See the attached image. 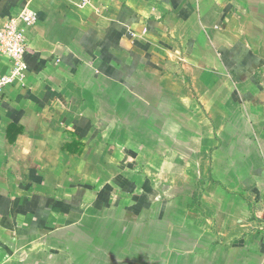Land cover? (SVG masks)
Instances as JSON below:
<instances>
[{
    "label": "crops",
    "instance_id": "0c3cea01",
    "mask_svg": "<svg viewBox=\"0 0 264 264\" xmlns=\"http://www.w3.org/2000/svg\"><path fill=\"white\" fill-rule=\"evenodd\" d=\"M25 5L0 264H264V0H0V23Z\"/></svg>",
    "mask_w": 264,
    "mask_h": 264
},
{
    "label": "built area",
    "instance_id": "2783aa9c",
    "mask_svg": "<svg viewBox=\"0 0 264 264\" xmlns=\"http://www.w3.org/2000/svg\"><path fill=\"white\" fill-rule=\"evenodd\" d=\"M37 15L27 5L0 23V57L10 62L8 72L0 74V92L8 85L25 86L27 64L24 54L28 47L27 32L36 24ZM255 228L264 233V203L255 199L252 205Z\"/></svg>",
    "mask_w": 264,
    "mask_h": 264
},
{
    "label": "rangeland",
    "instance_id": "374dc122",
    "mask_svg": "<svg viewBox=\"0 0 264 264\" xmlns=\"http://www.w3.org/2000/svg\"><path fill=\"white\" fill-rule=\"evenodd\" d=\"M140 161H144V159H140ZM174 163L172 164V165H175V163H176V161H173ZM177 175V176H176ZM185 175V176H184ZM184 175H182V173H180V174H175V173H168V176H169V181L171 182V181H173L172 182V184H173V186H172V188H171V190H169V194H174L173 196H176V197H181V196H183V195H188V192H189V188H186V189H184V190H178L176 187V185H175V183H177V182H179V181H176V178H179V179H181L180 181H183V180H186L187 178H189L190 176H188V174H184ZM183 176H184V178H183ZM191 179V178H190ZM190 179L188 180V182H185V183H183V184H185V187H190V188H192V184L190 183L191 181H190ZM175 185V186H174ZM176 188V189H175ZM191 207H193V205H191Z\"/></svg>",
    "mask_w": 264,
    "mask_h": 264
}]
</instances>
